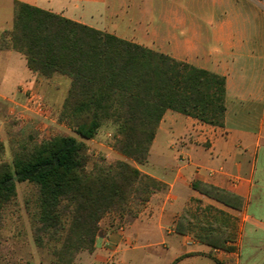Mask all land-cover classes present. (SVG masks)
Returning <instances> with one entry per match:
<instances>
[{
  "label": "crops",
  "instance_id": "0c3cea01",
  "mask_svg": "<svg viewBox=\"0 0 264 264\" xmlns=\"http://www.w3.org/2000/svg\"><path fill=\"white\" fill-rule=\"evenodd\" d=\"M164 1L0 0V33L22 2L226 77L224 126L168 111L142 170L161 190L102 220L74 264H264V0ZM17 54L0 50L22 70L0 75L2 97L42 79Z\"/></svg>",
  "mask_w": 264,
  "mask_h": 264
},
{
  "label": "trees",
  "instance_id": "16d2710c",
  "mask_svg": "<svg viewBox=\"0 0 264 264\" xmlns=\"http://www.w3.org/2000/svg\"><path fill=\"white\" fill-rule=\"evenodd\" d=\"M10 49L44 77L70 79L63 114L90 140L111 127L115 148L139 165L148 162L168 111L223 127L226 77L26 3L16 2ZM84 143L72 136L42 141L0 164V214L17 194L16 182L38 187L39 247L53 245L52 264H72L92 252L101 220L133 199L150 200L154 178L127 162L84 172ZM141 194V197L138 195Z\"/></svg>",
  "mask_w": 264,
  "mask_h": 264
},
{
  "label": "rangeland",
  "instance_id": "374dc122",
  "mask_svg": "<svg viewBox=\"0 0 264 264\" xmlns=\"http://www.w3.org/2000/svg\"><path fill=\"white\" fill-rule=\"evenodd\" d=\"M176 1L168 0L164 3L167 6ZM7 33L6 31L0 33V50H12L9 48L10 41L6 38ZM17 55L25 59L21 53ZM10 71L20 75L22 73L12 60L0 65V75ZM33 74L42 78L40 81H35L33 87H22L13 97L0 95V164L12 166L16 153L31 150L42 141L58 136H72L84 143L86 174L97 169H108L118 162H127L141 171L156 170L155 166L159 160L154 151L151 153L150 162L145 165H139L122 155L114 146L111 127H104L95 138L90 140L77 135L74 121L63 114L64 103L71 86L70 79L60 74L51 77ZM34 96L41 99L43 110L37 109L32 104ZM161 186L159 183V186L151 188V197L157 190H161ZM16 189L15 198L4 205L0 214V264H33L35 262L52 264L55 260L52 255L54 244L51 242L48 246L39 247L34 239L37 228L38 187L29 182H16ZM141 196V194L138 195V197ZM148 202L140 204L137 199H133L125 210L111 212L102 220L108 216H114L122 218L123 221H129L143 212Z\"/></svg>",
  "mask_w": 264,
  "mask_h": 264
},
{
  "label": "built area",
  "instance_id": "2783aa9c",
  "mask_svg": "<svg viewBox=\"0 0 264 264\" xmlns=\"http://www.w3.org/2000/svg\"><path fill=\"white\" fill-rule=\"evenodd\" d=\"M32 104H33L34 106H36L37 109H39V110H43V104H42V101H41V99H40L39 97L34 96V97L32 98Z\"/></svg>",
  "mask_w": 264,
  "mask_h": 264
}]
</instances>
